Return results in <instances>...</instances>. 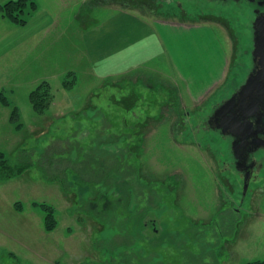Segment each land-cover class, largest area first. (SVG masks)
Here are the masks:
<instances>
[{
  "label": "rangeland",
  "instance_id": "rangeland-1",
  "mask_svg": "<svg viewBox=\"0 0 264 264\" xmlns=\"http://www.w3.org/2000/svg\"><path fill=\"white\" fill-rule=\"evenodd\" d=\"M79 1L64 16L85 14L90 64L76 53L73 71L47 80L54 102L41 115L30 102L40 66L3 89L23 126L5 128L0 152L28 168L0 184V264L264 259V151L260 179L245 190L231 145L206 126L248 71L249 17L222 0ZM211 28L223 72L199 97L193 84L216 55ZM17 56H0V79ZM132 65L131 76L109 75ZM37 204L55 210L53 231Z\"/></svg>",
  "mask_w": 264,
  "mask_h": 264
},
{
  "label": "crops",
  "instance_id": "crops-1",
  "mask_svg": "<svg viewBox=\"0 0 264 264\" xmlns=\"http://www.w3.org/2000/svg\"><path fill=\"white\" fill-rule=\"evenodd\" d=\"M7 1L10 0H3L0 4ZM34 1L38 4V11L32 16L30 22L23 27L14 25L0 15V56L2 54L10 56L19 54L17 57L20 60L18 64L15 62L10 67L9 75L4 78L1 77L0 92H5L3 89L13 81L17 82L16 80H19V83H21L27 77V71L35 70L39 66L41 67L40 74L36 75L37 77L32 82L35 85L51 78H62L66 73L74 70L76 62L74 56L76 53L79 54L81 63L84 65L91 62L88 50L86 51L84 47L87 37H90V27H85L84 25L85 14L81 12L79 16H74L71 20H67L64 12L67 9L74 8L69 0ZM79 3L81 4L80 6H84L88 2L80 0ZM159 23L160 25L156 24L159 26L167 24V22ZM211 29L210 40L216 55L210 61V66H201L200 72L202 75L197 77L199 81L193 84L196 89L192 90L191 88L199 97H202L206 90H210L223 72V67L218 60L219 54L223 53V41L221 45L219 31L215 28V30ZM53 51L56 52V55L49 57L47 54H53ZM69 53H71L70 57L68 56ZM128 70H137V68L134 65L127 66L109 75L112 77L121 76ZM127 73L129 74L130 72ZM127 73L126 75H128ZM133 74L134 72L129 74V76ZM11 110V107H5L0 104V138L3 136L2 133L6 134L5 128L9 129L12 126L10 121ZM10 124L11 126H9ZM6 138H8L7 135L4 137V142Z\"/></svg>",
  "mask_w": 264,
  "mask_h": 264
},
{
  "label": "flooded vegetation",
  "instance_id": "flooded-vegetation-1",
  "mask_svg": "<svg viewBox=\"0 0 264 264\" xmlns=\"http://www.w3.org/2000/svg\"><path fill=\"white\" fill-rule=\"evenodd\" d=\"M223 2H233V7L249 17L251 31V55L248 71L237 89L231 96L219 102L213 107L212 113L208 115L209 119L206 126L213 127L221 133L222 137L231 145L233 152V166L244 182L245 190L249 183L258 182L260 172L263 166L259 162L257 155L264 151V101L259 103V110H255V115L250 119L253 122L254 129L247 132V138L242 144V136H235V132L241 130L233 123L232 113L239 111V115L243 117L248 110V106L253 100L261 96L264 98V57L262 50L264 49V0H222ZM220 33V32H219ZM248 67V66H247ZM253 84L255 89L253 94H245L243 97L238 93L242 87L248 82ZM255 85H259L255 87ZM261 91V92H260ZM234 95H237L233 101V107L228 103ZM252 98V99H251ZM241 111V112H240ZM231 117V118H230ZM230 118V125L224 124L225 119ZM225 125V127H224ZM240 147L238 148L237 146Z\"/></svg>",
  "mask_w": 264,
  "mask_h": 264
},
{
  "label": "trees",
  "instance_id": "trees-1",
  "mask_svg": "<svg viewBox=\"0 0 264 264\" xmlns=\"http://www.w3.org/2000/svg\"><path fill=\"white\" fill-rule=\"evenodd\" d=\"M37 10L38 4L34 0H10L0 4L1 17L10 21L14 25L21 27L28 24L30 18L36 13ZM69 84L70 83L67 84L63 82V86L66 89L71 88ZM30 102L37 114H44L54 102L51 85L47 81L40 83L37 88L30 93ZM0 104L5 107L12 108L10 121L16 127V129H20L23 126V124L20 122L21 110L17 106L13 107L11 100L8 98L5 92H0ZM118 163L119 162H116V164ZM116 164L114 167H112L113 169L110 168L112 170L110 171L111 173L109 172V177L114 175V169H118ZM123 164H125V161ZM27 168V165L12 164L8 156L5 153L0 152V184L20 178ZM126 189L127 192L125 189L124 190L126 193H128V197L131 199V197L134 195L133 189L132 187H128ZM129 201L130 200H128V203ZM18 206V203H16V210L18 212L22 211L21 206ZM37 206L44 214V224L46 231H53L58 224L55 217V210L50 205L46 204H37ZM246 264H264V259L249 261Z\"/></svg>",
  "mask_w": 264,
  "mask_h": 264
},
{
  "label": "water",
  "instance_id": "water-1",
  "mask_svg": "<svg viewBox=\"0 0 264 264\" xmlns=\"http://www.w3.org/2000/svg\"><path fill=\"white\" fill-rule=\"evenodd\" d=\"M262 53H263V57H264V49L262 50ZM259 86V85H258ZM257 85H255V87H258ZM262 87L264 88V86L262 85ZM254 88V86H253V84L252 83H250V81H248L243 87H242V89H241V91L238 93L240 96H244L245 94H249V95H251V94H253V91L255 90V89H253ZM261 90H264V89H261ZM261 92V91H260ZM236 96L237 95H234L233 97H232V99L230 100V102L228 103V105H230V107H233V101L235 100V98H236ZM252 99V98H251ZM264 101V98L263 97H261V96H259L258 97V100L255 98L254 100H253V102L252 103H250V105L248 106V110L245 112V114H243L244 116L243 117H241L242 115H239L238 113H239V111H237L236 113L234 112V113H232V115H233V117H232V119H233V121L231 122L230 120H232V119H230V118H227V119H225V121H224V124H226V125H229V126H231L230 125V122L231 123H233L234 125H236V127L237 128H239V129H241V130H239L238 132L236 131L235 132V136H237V135H241L242 136V144L243 145H245L244 144V141H246L245 139L247 138V136L245 135L248 131L249 132H252L253 131V129H254V125H253V122L251 121V117L252 116H254L255 115V110H259V108H260V105H259V103H261V102H263ZM241 112V111H240ZM224 127H225V125H224ZM238 148L240 147V145L239 146H237Z\"/></svg>",
  "mask_w": 264,
  "mask_h": 264
}]
</instances>
